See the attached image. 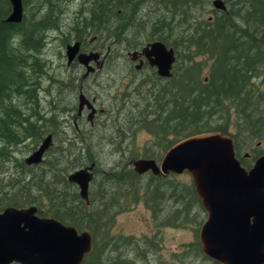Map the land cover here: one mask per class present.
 I'll return each instance as SVG.
<instances>
[{"label":"trees","instance_id":"obj_1","mask_svg":"<svg viewBox=\"0 0 264 264\" xmlns=\"http://www.w3.org/2000/svg\"><path fill=\"white\" fill-rule=\"evenodd\" d=\"M21 1L22 18L13 23L5 21L10 10L8 1L0 0V210L5 206L32 204L38 216L54 218L77 230H89L92 249L84 255L80 264H130L119 256L103 257V248L110 242L107 230L112 221V211L92 210L91 202L83 204L78 193L69 190V187L76 188L66 179L70 171L90 163L94 164L95 170L94 157L88 147L83 159L81 156L69 159L70 154L59 153L57 157L44 161L42 156L39 163L28 165L14 157L15 150L21 145H30L33 151L45 135L52 136L56 130L53 118L40 114L37 92L43 76L48 81L53 79L46 75L47 65L40 53L45 46L46 32L58 29L59 14L54 12L52 0ZM144 1L160 4L171 15L181 18L185 16V9L198 4V0H97L88 18L77 24L74 40H83L90 32L102 31L104 19H112L115 23L113 29L119 34L132 30L137 32L142 24L136 15L138 17V8ZM222 1L224 10L213 8L211 16L174 42L168 40L170 32L187 21V16L185 21L182 19L178 23L168 18L152 24L151 34L171 47L174 54L176 50L175 60L170 82L157 84L151 91L153 93L146 95L143 109L138 108V118H134L154 137L160 138L156 146L165 144V150L183 137L207 131L229 134L236 143V136L242 133H246L251 140L264 138V85L255 81L262 76L264 67V0ZM29 2L40 7L35 6L31 15L27 16L28 8L26 11L24 6ZM42 9H47L46 13L38 16ZM108 29L105 26V32ZM113 40L120 41L118 36H114ZM66 42L68 44L69 40ZM230 125L234 132L229 131ZM167 137L171 139L167 140ZM150 151L151 148L143 158H152ZM56 159L60 167L55 166ZM7 161H13L16 175L4 176L7 171L4 163ZM105 175L110 182L111 197H136L141 190L138 184L142 174L134 172L131 165ZM159 179L164 180L165 176L151 174L146 187H143L144 192ZM181 185L182 196L188 189L193 201L199 202L191 183L189 186ZM174 215L175 220L171 222H177L182 217L181 206L174 209ZM183 217L187 216L184 214ZM167 223L166 218L156 222L157 225ZM114 241L113 244H116L119 240ZM195 245L203 257L198 243ZM113 250L116 248L113 247Z\"/></svg>","mask_w":264,"mask_h":264},{"label":"rangeland","instance_id":"obj_2","mask_svg":"<svg viewBox=\"0 0 264 264\" xmlns=\"http://www.w3.org/2000/svg\"><path fill=\"white\" fill-rule=\"evenodd\" d=\"M95 1L97 0H52L54 12L59 14V26L57 30L46 32V42L40 57L46 62V75L55 79L54 82L53 79L48 81L43 76L40 79L37 97L40 114L44 113V117L53 118L51 120L55 123L53 127L56 130L51 136V144L46 154L43 155V161L52 156L57 157L59 153L70 154L69 159L75 156H81L83 159L87 147V150L93 154L95 170L87 190V197L91 202L90 209L93 208L98 212L104 209L107 212L112 211V221L107 230L110 242L102 251L104 259L114 255L119 256L121 260L130 261V264H215L204 256L202 257L195 245L196 242L198 243V229L206 217V212L199 202L193 201L188 189L182 196L183 185L181 184L189 186L190 183L189 175L186 172L168 174L164 180L159 179L158 182H153L155 185L150 187L152 191L144 192L143 187H146L145 184L152 174L146 172L141 175L140 184H138L144 193L140 190L136 197L109 198L107 193L110 191L111 194L110 188H105L106 195L101 192L102 186L110 183L106 180L108 175L105 174L119 171L123 166L130 167L131 161L145 157L146 151L150 148L152 158L158 162L166 148L165 144L156 146V141L158 140L160 143V138L154 137L135 119L138 118V108L143 109V104L146 101L144 96L142 98L141 95L133 93L131 87H126L134 86L133 84L124 87L123 83L128 82L125 77L126 73L133 70L128 63L129 55H126V52L131 51V48L134 47L130 46L137 45V43L155 40L156 38L151 34V27L158 20L166 21L170 18L178 23L182 19L185 21V16H187V21L171 30V38L168 40L174 42V40H179L183 34H189L197 23L211 16V10L214 8L211 5V0H198L196 6L190 9L184 8L185 16L182 18L175 14L171 15L160 4L144 1L138 8V17L136 15L142 24V28L137 32L132 30L119 34L113 29L115 23H112V19H104L105 23H101L102 31L86 34L83 42L91 48H96L102 55L106 54L105 64L100 71L94 75H88V78L86 77L81 83L77 80L83 70H79L75 65L74 67L69 66L71 62L66 63L64 46L67 45L66 40H69L68 44L74 41L75 28L82 19L88 18V13L93 9ZM195 1L197 2V0ZM35 6L40 7L31 2L24 6L26 11L28 8L27 16L31 15ZM46 10L42 9L38 16H43ZM104 25L109 28L106 32ZM114 36H118L120 41L113 40ZM165 47L167 46L165 45ZM181 50L183 54L184 50ZM174 67L176 66L174 65ZM261 72L262 76L257 77L255 81L264 85V67ZM79 88L87 98L95 97L94 106L98 112L92 125L85 119V114L75 123L71 119L75 113ZM57 103L60 104V108ZM53 114L56 116L53 117ZM229 131L234 132L231 125ZM168 139L171 137H167ZM235 139L238 140V148L243 149L242 152L248 151L249 147H253L257 141V139H249L246 133L236 136ZM261 140V148H264V138ZM153 142H155V146H153ZM31 150L30 145L28 147L21 145L15 150L14 157L24 161ZM247 161L251 164V159ZM4 164L7 170L4 176L16 175L13 161H7ZM54 164L56 167L61 166L57 163V159ZM101 178H103L102 183L100 182ZM69 190L77 192V187H69ZM154 192L156 199L160 198L159 205L154 207L155 211L160 209L154 213L156 219L153 218L151 211L146 208L144 203L152 200ZM165 195L168 197L167 199ZM80 200L84 204L83 200ZM179 200L182 201L177 203ZM149 204L147 203V205ZM178 206H181L183 215L185 214L187 217L182 215L179 220L176 219L177 222H171L167 227L165 224L155 226V222L164 220L165 216L169 217L170 214L172 215L170 220H175L174 209ZM114 240L119 241L113 244ZM113 247L116 248L115 251Z\"/></svg>","mask_w":264,"mask_h":264},{"label":"water","instance_id":"obj_3","mask_svg":"<svg viewBox=\"0 0 264 264\" xmlns=\"http://www.w3.org/2000/svg\"><path fill=\"white\" fill-rule=\"evenodd\" d=\"M10 10L7 22L22 18V1L7 0ZM211 5L224 10L222 0ZM79 42L65 46L66 63L74 57L86 68L97 52L77 53ZM148 63L159 76L169 77L175 56L171 47L159 40L142 49ZM136 52H131V58ZM139 67V65H135ZM83 94H78V110ZM51 144L50 134L24 158V163L37 164ZM93 163L70 171L66 179L75 184L80 199L87 202L88 184ZM137 174L153 175L186 172L206 217L200 224L197 240L201 253L218 264H264V153L256 157L249 169L239 165L234 156L229 134L207 131L177 140L159 161L138 158L131 161ZM92 249L91 233L77 230L58 220L38 216L36 207L5 206L0 210V264H80Z\"/></svg>","mask_w":264,"mask_h":264},{"label":"flooded vegetation","instance_id":"obj_4","mask_svg":"<svg viewBox=\"0 0 264 264\" xmlns=\"http://www.w3.org/2000/svg\"><path fill=\"white\" fill-rule=\"evenodd\" d=\"M155 40H157V39H155ZM74 41H77V40H74ZM83 41H84V38H83V40H79L78 41L79 42V46H78L77 53L97 52L98 55H97V57L95 59H91L90 61H88L87 66H89L91 68V70L88 71V72H84V70L86 71L85 66L83 64L79 63L75 59V57L70 61L71 63H69V66L71 65V66L74 67V65H75L79 70H81V71L83 70L82 73L80 74L81 75L80 78L77 80L78 82H81V83L83 82L84 79H86V77L88 75H94L98 71H100L102 69V67L104 66V64H105V59H106V56H105L106 54L105 55L104 54L102 55L100 53V51H97L96 50V48H91L89 45H87ZM150 41H153V40H150ZM150 41H146L144 43H137V45L134 48H131V51L129 50V51L126 52V55H129L127 57L128 60H129L128 63L131 65V68L133 70L132 71H128L126 73L125 77L128 79V82H124L123 83L124 84V87H125V85L133 84L134 86H126V87H128V88L131 87L132 92L135 93V94L141 95L142 98L147 97L146 95H149V93L152 94L153 92H151V91L154 90V88H155V86L157 84L158 85H162V82H165V84L167 82H170V80H169L170 76L169 77L159 76L157 74V72H156L155 67L154 66H151L148 63L147 58L145 57L144 53L142 52V49ZM134 51L136 53L134 54L133 60H132L130 53L131 52H134ZM135 65H139V67L136 68ZM130 79H131V81H129ZM137 91H138V93H136ZM78 93L83 94L81 92L80 88L78 89ZM83 95H84L87 103L89 104V107L86 105V102H83L82 107L78 110V101H76V107L74 109L75 110V113L73 114L74 116L71 119H72L73 123H75L77 119H80V117L85 114V119L87 120V122L90 125H92L93 124V120H95V117L97 116V112H98V109H96L95 106H94L95 97L94 98L93 97L92 98H87L86 97V94H83ZM59 103H57V104H58V107L60 108V104ZM54 116H56V115L54 114ZM231 139H232V146H233L234 156L238 160L239 165L242 166L244 169H249L251 167L254 159L256 157H258L259 155H261V154L264 153V148H261L262 147L261 146L262 145V143H261L262 140L261 139L260 140H257L256 143H255V145L253 147H249L248 146L249 147L248 151H243V152H242L243 149H239L238 148V144L236 143L235 140H233L234 139L233 136L231 137ZM248 159L249 160L251 159V164L250 163H247L248 162L247 161ZM90 172H92V173L94 172L93 167L91 168ZM146 172H150V171L148 170ZM146 172H144V173H146ZM168 174L169 173H167L165 175H158V176L155 175V176H157V177H163V176H165L166 177V175H168ZM105 188H110V184L108 183V184H105L104 186H102L101 192L104 193V195H106L105 194ZM148 190L149 191H152L150 188H148ZM154 191H156V190H154ZM111 193H112V191H111ZM87 196H88V192H87ZM108 196H109V198H111V196H112L110 194V191L107 193V197ZM165 197H166V195H165ZM167 198L168 197H166V199ZM159 201H160V198L159 199H156V195H155V192H154L152 200L151 201H149V200L146 201L147 203H150V204L147 205V203L144 202L145 205H146V208H148V210L151 211L152 216H153L154 219H156V214H154V213H156L158 210H160V209H157L155 211V209H154L155 206L159 205ZM84 204H86V205L89 204L88 197H87V202H84ZM167 216H165V218L168 219V222L169 223H167L166 227L167 226H170V223H171L170 217L172 215L170 214L169 217H167ZM165 222H167V221H165ZM154 224H155V226H158L156 224V222ZM160 228H162V227H160ZM154 232H156V231H154ZM209 260H211V259H209Z\"/></svg>","mask_w":264,"mask_h":264},{"label":"bare ground","instance_id":"obj_5","mask_svg":"<svg viewBox=\"0 0 264 264\" xmlns=\"http://www.w3.org/2000/svg\"><path fill=\"white\" fill-rule=\"evenodd\" d=\"M24 12V11H23ZM7 22V21H6ZM163 43V42H162ZM69 44H71V43H69ZM164 44V43H163ZM165 45V44H164ZM173 65V64H172ZM171 69H172V67H171ZM231 137V136H230ZM232 140V139H231Z\"/></svg>","mask_w":264,"mask_h":264}]
</instances>
